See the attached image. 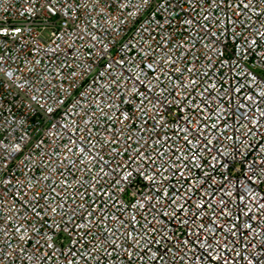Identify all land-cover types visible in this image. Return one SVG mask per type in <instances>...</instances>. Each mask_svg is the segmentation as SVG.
Listing matches in <instances>:
<instances>
[{
	"label": "built area",
	"instance_id": "obj_1",
	"mask_svg": "<svg viewBox=\"0 0 264 264\" xmlns=\"http://www.w3.org/2000/svg\"><path fill=\"white\" fill-rule=\"evenodd\" d=\"M0 264H264V0H0Z\"/></svg>",
	"mask_w": 264,
	"mask_h": 264
}]
</instances>
